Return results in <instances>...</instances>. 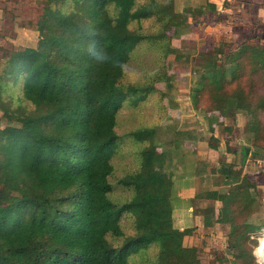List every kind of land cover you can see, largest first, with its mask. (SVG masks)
<instances>
[{
    "label": "trees",
    "instance_id": "trees-1",
    "mask_svg": "<svg viewBox=\"0 0 264 264\" xmlns=\"http://www.w3.org/2000/svg\"><path fill=\"white\" fill-rule=\"evenodd\" d=\"M41 1L38 45L14 50L0 72V264H130L137 255L149 260L152 247V264L200 263L195 248L192 262L185 258L173 216L175 181L188 152L181 166L173 165L153 143L166 106L154 104L161 115L155 123L121 130L125 121L135 124L124 115L135 119L137 108L156 100V84L168 75L165 60L175 51L172 36L187 29L192 8L179 13L175 0ZM206 7L214 11L215 3ZM238 50L201 53L191 92L197 111L244 113L256 136L264 94L259 103L244 102L232 84L248 59L264 75V48ZM214 53H224L220 64ZM195 132L179 134L192 141ZM170 141L167 148L179 146ZM124 142L135 145V164L113 181ZM201 167L203 180L233 186L223 220L232 232L245 205L244 193L234 191L241 172ZM117 186L125 197L116 198Z\"/></svg>",
    "mask_w": 264,
    "mask_h": 264
},
{
    "label": "rangeland",
    "instance_id": "rangeland-1",
    "mask_svg": "<svg viewBox=\"0 0 264 264\" xmlns=\"http://www.w3.org/2000/svg\"><path fill=\"white\" fill-rule=\"evenodd\" d=\"M40 1L0 0V72L14 50L38 45L40 40L38 22L43 8V2ZM210 2L215 3L214 11L206 7ZM186 8H192L190 23L179 35L172 36L171 43L175 51L165 60L164 65L168 75H165L163 82L156 84L158 89L156 100L152 105L147 106L146 112L144 107L141 110L137 108L135 119L124 118V115L122 120L133 119L135 124L128 126V122L125 121L127 126H121V130L133 126L135 128L140 124L155 123L160 112L154 108V104L157 107L163 104L168 112L161 114L166 116L161 119L160 129L153 143L156 144L158 152L165 153L166 159L172 160L173 165L181 166L182 155L188 152L184 154V165L181 168L183 170L178 176L184 173L186 178L195 175L196 171L197 177H203V173L198 172V169L206 164L209 165L208 168L232 167L235 172H241L240 184L234 188V191L239 190L240 194L244 193L241 200L245 202L246 207L244 205L236 217L237 227L232 232L229 231L228 236L222 237L221 242L206 240L203 242L205 249L202 248V244H198L195 249L202 264H215L217 260H221V263L216 264H261L259 254L264 246L262 241L264 239V115L261 117L263 128L256 134L257 137L248 131L247 117L244 113L237 115L239 117L237 120L236 118L231 120L228 118L231 116L222 114L221 117H225V120H218L221 122L217 125L216 135L212 136L207 132L203 140L197 142H191L185 139V133H179L198 129L197 132L204 134L208 127L210 128L206 125H200L199 128L194 126L196 123L194 120H203L202 117L199 118L203 116V112L196 110L191 92L199 77L195 69L203 62L199 55L212 52L215 48H222L223 52L228 53L239 52L238 48L244 44H254L264 48V0H175L177 12L184 14ZM223 54L214 53L211 56L216 57L217 64H220L223 61ZM242 72H244L242 76L234 79L229 77L234 81L232 86L239 88L244 102L255 99V103H259L264 94V75L260 67L256 61L250 62L248 59ZM131 73L136 72L132 70ZM134 76L132 80H140ZM166 81L171 82V85ZM123 82L127 84L128 81L123 79ZM253 85H257L256 88H253ZM257 88L258 94H254ZM171 106L179 107L169 110ZM3 115V109L0 108V120ZM252 136H255L254 139ZM173 139L178 141L179 146L176 147L177 142H174L173 148H167L165 144L170 140L173 142ZM147 144L149 145L150 142ZM134 146L131 142L122 144V151L114 159L117 174L113 181H117L118 176L126 168L134 167ZM213 146L218 148L215 149ZM196 153L201 157L198 156L196 161L199 168L191 169L195 165ZM202 158H210V160ZM215 186L219 185L215 184L214 179H208L206 183L200 184L198 193L219 190ZM232 187L224 186L220 189L226 192L224 194L226 198L231 195ZM124 190L126 191L117 186L116 198L125 197ZM129 228L131 232L130 224ZM148 252L149 260L137 255L130 264H152L157 248L152 247Z\"/></svg>",
    "mask_w": 264,
    "mask_h": 264
},
{
    "label": "crops",
    "instance_id": "crops-1",
    "mask_svg": "<svg viewBox=\"0 0 264 264\" xmlns=\"http://www.w3.org/2000/svg\"><path fill=\"white\" fill-rule=\"evenodd\" d=\"M239 114L240 113H238L237 115ZM221 116L222 115L219 113H203V116H199V118L202 117L201 119H203L204 122L203 120L200 121L199 119L194 120L196 121L194 125L195 127L199 128L200 125H206L210 126V128L208 127V130L205 131L204 134L199 131L195 132L194 139L191 142H197L201 139L203 140V137L204 135H207V132L209 133V135L215 136V132L218 128L217 125L219 124V122H221L222 119L225 120V117ZM228 118H230L231 120H235L234 118H236L237 120L239 117L235 116ZM219 119L221 120L218 121ZM213 128H216V130L213 131ZM199 155L198 153L195 154V165H193L191 169H196V167H198L196 161ZM202 159L210 160V158ZM185 171L188 172L187 169ZM207 180L208 179L206 178L203 180V177H197L195 171V175L193 174L190 176H186L185 178V175L183 173L175 181L176 202L175 208L173 210V216L176 223V227L181 232H183L182 244L184 247V256L187 260L191 262L193 259V254L195 255V253L190 250L191 248H196L198 244H202V248L205 249V244H203V242L206 240H208L209 242H221V238H225L226 236H228V232H231L232 228L230 222L228 223L226 221H223L225 219L224 205L225 202L229 199V196L227 198L226 196H224L226 192H222L220 190L222 189V187H224V185L215 186L219 188V190H210V194L208 196H196L198 194V188L200 184L204 182L206 183ZM262 241H264V239ZM261 252H263V249ZM261 252L259 254L260 258ZM220 257L223 258V256ZM261 262V264H264L262 259ZM216 263H221V260H217L215 264Z\"/></svg>",
    "mask_w": 264,
    "mask_h": 264
},
{
    "label": "bare ground",
    "instance_id": "bare-ground-1",
    "mask_svg": "<svg viewBox=\"0 0 264 264\" xmlns=\"http://www.w3.org/2000/svg\"><path fill=\"white\" fill-rule=\"evenodd\" d=\"M262 249H263V252L261 253V259H262L263 262H264V246L262 247Z\"/></svg>",
    "mask_w": 264,
    "mask_h": 264
}]
</instances>
